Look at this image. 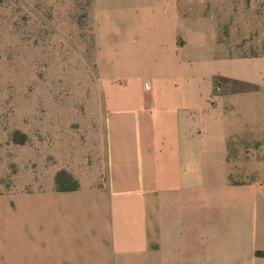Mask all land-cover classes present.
<instances>
[{"label":"crops","instance_id":"0c3cea01","mask_svg":"<svg viewBox=\"0 0 264 264\" xmlns=\"http://www.w3.org/2000/svg\"><path fill=\"white\" fill-rule=\"evenodd\" d=\"M176 30L106 98L101 181L17 197L0 264H264V54Z\"/></svg>","mask_w":264,"mask_h":264},{"label":"rangeland","instance_id":"374dc122","mask_svg":"<svg viewBox=\"0 0 264 264\" xmlns=\"http://www.w3.org/2000/svg\"><path fill=\"white\" fill-rule=\"evenodd\" d=\"M178 27L209 30L227 55L264 54V0H0V245L17 197L62 172L69 186L101 181L106 98L167 38L183 44Z\"/></svg>","mask_w":264,"mask_h":264},{"label":"trees","instance_id":"16d2710c","mask_svg":"<svg viewBox=\"0 0 264 264\" xmlns=\"http://www.w3.org/2000/svg\"><path fill=\"white\" fill-rule=\"evenodd\" d=\"M64 176H66L67 179L69 178V176H68L66 173H64V172L59 173V174L57 175V177L55 178V183L57 184V187L62 188V187L64 186L65 188H71V189H74V188L77 187V185H74V186H69V185H67V183H65V182H66V181H65V178H64V180L62 181V178H63ZM69 179L71 180V178H69ZM64 187H63V188H64Z\"/></svg>","mask_w":264,"mask_h":264}]
</instances>
